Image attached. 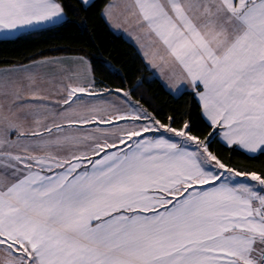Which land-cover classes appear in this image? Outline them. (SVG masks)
Here are the masks:
<instances>
[{"label":"snow or ice","instance_id":"obj_1","mask_svg":"<svg viewBox=\"0 0 264 264\" xmlns=\"http://www.w3.org/2000/svg\"><path fill=\"white\" fill-rule=\"evenodd\" d=\"M96 7L0 0V44ZM100 15L151 77L101 88L83 56L0 67V264H264V161L231 159L264 157V0H108ZM154 80L209 130L152 107Z\"/></svg>","mask_w":264,"mask_h":264},{"label":"trees","instance_id":"obj_2","mask_svg":"<svg viewBox=\"0 0 264 264\" xmlns=\"http://www.w3.org/2000/svg\"><path fill=\"white\" fill-rule=\"evenodd\" d=\"M67 2L75 4L76 0ZM95 3L97 7L90 13L81 11L78 16L70 14V19L77 21V24L66 29L45 32L15 44H0V67L27 62L34 57L78 55L91 61L92 67L97 69L96 80L98 87L101 88L131 87L137 79L151 77L152 72L145 69L136 48L120 34L114 33L101 17L100 12L108 0H95ZM105 61L111 63L118 70V74L101 72L99 68ZM145 89L146 99L150 101L152 107L162 109V116L190 112L200 132L206 133L209 130L206 122L200 117L197 103L191 95L183 94L174 98L156 80L151 85L146 84ZM173 109L176 110L175 113ZM213 147L222 151L225 156L229 155L220 144H214ZM231 159L234 163L249 168L257 167L260 161H264V157L255 161L248 160L242 153H232Z\"/></svg>","mask_w":264,"mask_h":264},{"label":"crops","instance_id":"obj_3","mask_svg":"<svg viewBox=\"0 0 264 264\" xmlns=\"http://www.w3.org/2000/svg\"><path fill=\"white\" fill-rule=\"evenodd\" d=\"M108 25V24H107ZM110 28V27H109ZM114 33L120 34L124 39H126L128 42H130L133 46V42L129 39L127 35H125L123 32L117 31L114 28H110ZM135 47V46H134ZM136 48V47H135ZM137 50V49H136ZM56 57H62V58H70V57H79L78 55H64V56H56ZM151 71V70H150ZM152 72V71H151Z\"/></svg>","mask_w":264,"mask_h":264}]
</instances>
